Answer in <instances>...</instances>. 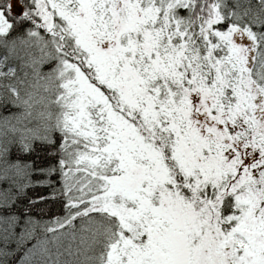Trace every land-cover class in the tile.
Returning <instances> with one entry per match:
<instances>
[{
  "label": "snow or ice",
  "instance_id": "1",
  "mask_svg": "<svg viewBox=\"0 0 264 264\" xmlns=\"http://www.w3.org/2000/svg\"><path fill=\"white\" fill-rule=\"evenodd\" d=\"M0 264H264V0H0Z\"/></svg>",
  "mask_w": 264,
  "mask_h": 264
}]
</instances>
